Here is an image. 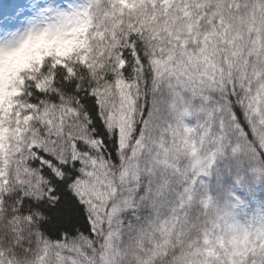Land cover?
Here are the masks:
<instances>
[{
  "label": "snow or ice",
  "instance_id": "1",
  "mask_svg": "<svg viewBox=\"0 0 264 264\" xmlns=\"http://www.w3.org/2000/svg\"><path fill=\"white\" fill-rule=\"evenodd\" d=\"M41 37L0 80V264H264L192 182L229 146L264 176V0H0V66Z\"/></svg>",
  "mask_w": 264,
  "mask_h": 264
},
{
  "label": "trees",
  "instance_id": "2",
  "mask_svg": "<svg viewBox=\"0 0 264 264\" xmlns=\"http://www.w3.org/2000/svg\"><path fill=\"white\" fill-rule=\"evenodd\" d=\"M232 143L234 144L235 141ZM251 168L245 153L243 151L233 153L229 146L223 153L217 154L215 163L208 170L207 175L200 173L192 182L197 190L206 189L210 192L217 210L230 222L258 221V219L252 220L251 215L247 219L236 205L237 198L253 203L250 197L240 191L242 189L249 190L264 201V176L254 173ZM261 219H264V216Z\"/></svg>",
  "mask_w": 264,
  "mask_h": 264
},
{
  "label": "clouds",
  "instance_id": "3",
  "mask_svg": "<svg viewBox=\"0 0 264 264\" xmlns=\"http://www.w3.org/2000/svg\"><path fill=\"white\" fill-rule=\"evenodd\" d=\"M69 42L60 41L56 38L41 37L31 41L14 52L2 66H0V80H7L18 71H22L31 66L33 62H38L42 55H47L51 51L61 52L66 50Z\"/></svg>",
  "mask_w": 264,
  "mask_h": 264
},
{
  "label": "rangeland",
  "instance_id": "4",
  "mask_svg": "<svg viewBox=\"0 0 264 264\" xmlns=\"http://www.w3.org/2000/svg\"><path fill=\"white\" fill-rule=\"evenodd\" d=\"M243 192L247 197H250V201L253 203L250 204L249 202H246L245 199L237 198L236 205L240 207L242 215H244L247 219L249 218V215H251L252 220L258 219L261 220L264 210V202H261L256 196H254L249 190L242 189L240 190ZM253 205V208H252ZM251 222V221H250Z\"/></svg>",
  "mask_w": 264,
  "mask_h": 264
}]
</instances>
